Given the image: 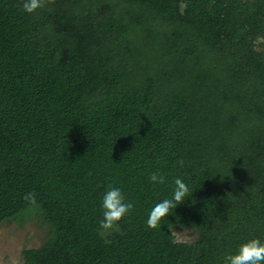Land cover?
Returning <instances> with one entry per match:
<instances>
[{"label": "trees", "instance_id": "1", "mask_svg": "<svg viewBox=\"0 0 264 264\" xmlns=\"http://www.w3.org/2000/svg\"><path fill=\"white\" fill-rule=\"evenodd\" d=\"M21 4L0 0V226L48 231L24 264H224L264 242V0ZM176 178L189 196L148 228ZM109 184L134 211L101 238Z\"/></svg>", "mask_w": 264, "mask_h": 264}, {"label": "clouds", "instance_id": "2", "mask_svg": "<svg viewBox=\"0 0 264 264\" xmlns=\"http://www.w3.org/2000/svg\"><path fill=\"white\" fill-rule=\"evenodd\" d=\"M54 3L55 0H22L21 7L24 12L31 15ZM177 163L183 167V160ZM149 180L153 185H164L167 177L163 173L154 172L149 176ZM173 183L175 187L172 197L156 203L150 210L146 220L148 228L157 229L161 221L168 217L178 205L184 203L185 198L189 196V187L181 178H176ZM24 200L30 205H36V193H27ZM101 208L103 215L98 221V235L104 238L114 231H119L120 222L134 211V204L126 201L121 188L109 184L103 194ZM224 264H264V242L254 238L241 244L235 254H227L224 257Z\"/></svg>", "mask_w": 264, "mask_h": 264}, {"label": "rangeland", "instance_id": "3", "mask_svg": "<svg viewBox=\"0 0 264 264\" xmlns=\"http://www.w3.org/2000/svg\"><path fill=\"white\" fill-rule=\"evenodd\" d=\"M47 227L33 218L23 223L5 222L0 226V264H24L23 250L42 245ZM178 241L191 242L196 238L193 230H175Z\"/></svg>", "mask_w": 264, "mask_h": 264}]
</instances>
